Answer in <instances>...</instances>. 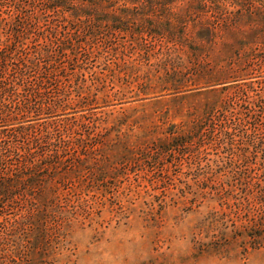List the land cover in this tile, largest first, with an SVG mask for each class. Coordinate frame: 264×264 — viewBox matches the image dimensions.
<instances>
[{"label": "rangeland", "instance_id": "rangeland-1", "mask_svg": "<svg viewBox=\"0 0 264 264\" xmlns=\"http://www.w3.org/2000/svg\"><path fill=\"white\" fill-rule=\"evenodd\" d=\"M26 2L22 19L36 18L21 22L23 48L34 57L36 37V62L72 71L71 84L58 95L46 85L42 110L0 125V136L23 126L87 140L62 158L63 178L48 181L59 190L34 187L0 212V224L19 219L27 198L48 211L51 249L31 251L28 264H264V246L226 244L264 155L228 119L218 125L256 93L264 99V0H72L57 12ZM13 4L0 0V50ZM53 36L71 40L47 53ZM198 65L206 71L165 73Z\"/></svg>", "mask_w": 264, "mask_h": 264}, {"label": "trees", "instance_id": "trees-1", "mask_svg": "<svg viewBox=\"0 0 264 264\" xmlns=\"http://www.w3.org/2000/svg\"><path fill=\"white\" fill-rule=\"evenodd\" d=\"M26 1L30 0H14V7L19 8L15 18L20 21L16 24V19L13 18L15 21L10 23V27L6 31L7 36H9L8 41L6 40L8 43L0 50V125L10 124L9 121L16 120L19 115H24L26 111L42 110L36 102L47 94L46 85H59L56 91L58 95V93L65 91L66 84H71L70 72L72 71L69 72L66 68L58 69L52 66L43 68L36 62V59H39L43 53L38 46L39 43H36V37L32 47L34 57L30 58L29 51L23 48L24 42L19 40L21 37L25 38L21 22L24 21L30 25L27 18H36V16L28 14L26 18L22 19L29 12L24 9L23 3H27ZM32 1H38L39 5L42 6L41 9H52V11L57 12L59 6L68 4L67 2L72 0ZM53 37L48 39L50 44L45 45L43 49L47 53L53 50L61 52L62 47L58 49L59 46L64 42L69 43L71 40L68 38L65 41L56 38V36ZM12 38L13 42H10ZM193 52L195 58L192 60L199 61L198 53ZM185 69L186 72L183 73L182 67H172L165 73L171 77L177 73L180 75H199L200 72L206 71L204 67L199 65L185 67ZM73 76H75L73 84H77L76 82L80 79L78 73H74ZM17 86H22L24 89L20 95L22 98L16 105H11V96L19 94L16 93ZM239 93L247 95V89L237 88L233 95ZM246 97L248 98V96ZM30 99L34 103L28 105ZM45 102L49 104V102ZM229 106L231 107L232 104ZM241 106L246 110L243 114L239 111H229L230 108L226 109L235 119L233 120L230 115L227 118V115L224 114L223 119L226 121L219 122V128L226 127L225 123L228 119L232 122L231 124L236 126L235 128L245 131L249 144L256 151L261 150L264 155V99L256 93V98H252L251 101ZM46 108L50 109L51 107L46 105ZM29 129L18 126L15 129L1 131L0 212L2 213L7 211L5 210L7 207L12 206V201H15L13 196L32 197L37 192L59 190L58 186L48 189V181L55 178L56 175L60 177L59 179L63 178V173L59 169L60 167L66 168L62 166L64 162L62 158L69 154L68 149L82 148L87 145V140L77 137V131L74 129L71 133L74 137L67 134L66 140L62 139L61 134L55 138L49 132L44 133L41 129L35 130L33 133H30ZM213 131L214 127H211L209 133ZM73 151L75 152L74 149ZM73 157L76 158L75 153ZM77 160L82 159L78 158ZM69 168L71 169V167ZM244 184L248 188L244 196L247 203L241 208L242 214L236 213L235 216L239 224L233 223L235 226L234 234L232 240L226 244H238L245 249L247 246H264V169L258 178H250ZM34 187L37 188L35 193H33ZM27 200L30 207L24 215L20 214V218L14 221L4 219L0 224V264H28L31 251L35 253L39 250L41 255L51 249L50 242H52L53 234L50 235L48 232V211L39 213L40 210L36 203L31 198H27ZM31 207H35L36 213L31 210ZM38 225L43 227L38 229ZM32 247H34L33 250Z\"/></svg>", "mask_w": 264, "mask_h": 264}]
</instances>
